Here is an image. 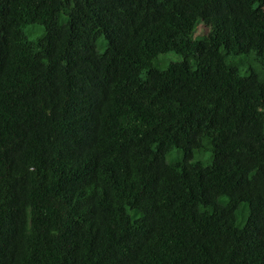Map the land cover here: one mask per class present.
<instances>
[{
  "label": "trees",
  "instance_id": "1",
  "mask_svg": "<svg viewBox=\"0 0 264 264\" xmlns=\"http://www.w3.org/2000/svg\"><path fill=\"white\" fill-rule=\"evenodd\" d=\"M0 264H264V0H0Z\"/></svg>",
  "mask_w": 264,
  "mask_h": 264
},
{
  "label": "rangeland",
  "instance_id": "2",
  "mask_svg": "<svg viewBox=\"0 0 264 264\" xmlns=\"http://www.w3.org/2000/svg\"><path fill=\"white\" fill-rule=\"evenodd\" d=\"M202 34H204V31L201 28V29L198 30L197 36H202ZM163 59H164L165 62H169L171 60H173V61L178 60L179 58L176 55L171 53V54L166 55Z\"/></svg>",
  "mask_w": 264,
  "mask_h": 264
}]
</instances>
